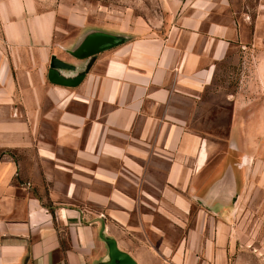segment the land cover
I'll return each mask as SVG.
<instances>
[{"label": "crops", "instance_id": "crops-1", "mask_svg": "<svg viewBox=\"0 0 264 264\" xmlns=\"http://www.w3.org/2000/svg\"><path fill=\"white\" fill-rule=\"evenodd\" d=\"M247 1L194 0L170 33L79 59L87 33L67 49L75 71L50 72L55 12L0 0V264H95L101 223L137 264H229L224 226H205L201 204L225 199L204 134L229 122L244 152L249 112L242 95L222 112L207 88L238 59L242 85L264 89V0L253 16Z\"/></svg>", "mask_w": 264, "mask_h": 264}, {"label": "rangeland", "instance_id": "rangeland-1", "mask_svg": "<svg viewBox=\"0 0 264 264\" xmlns=\"http://www.w3.org/2000/svg\"><path fill=\"white\" fill-rule=\"evenodd\" d=\"M40 13L53 11L56 14V33L53 54L65 62L74 60L68 56L67 49L70 42L81 39L87 33H106L133 41L135 38L150 34L164 36L177 25L181 13L194 0H31ZM255 0H248L254 15ZM72 55V54H70ZM74 66V65H72ZM238 59L226 60L218 68L217 75L207 92L211 102L220 100L221 111H229L230 103L224 101L228 95H242L249 112L247 128L250 140L247 150L237 154L240 163L244 156L248 165L242 168L239 180V201L234 208H221L216 218L208 217L205 226L212 227L222 224L226 230L225 243H234V247L227 251L225 259L229 264H264V89L259 91L255 78L251 75L250 84L242 85V77ZM48 70L50 68L48 67ZM78 75V74H77ZM67 76V75H66ZM86 75L82 73L74 79L80 83ZM63 85L74 87L62 81ZM52 83V82H51ZM76 83L75 87L79 85ZM53 84V83H52ZM229 122L221 123V138L212 137L205 133V137L212 144L227 149V130ZM212 137V138H210ZM221 153V154H222ZM219 153L210 155L209 162L216 163ZM197 209L199 206L194 205ZM192 223H189L191 226ZM126 237V236H125ZM209 241L213 237L208 235ZM131 238V237H129ZM226 246V247H227ZM129 255H135V250H129ZM187 258L201 257V251L187 254Z\"/></svg>", "mask_w": 264, "mask_h": 264}, {"label": "water", "instance_id": "water-1", "mask_svg": "<svg viewBox=\"0 0 264 264\" xmlns=\"http://www.w3.org/2000/svg\"><path fill=\"white\" fill-rule=\"evenodd\" d=\"M124 42H119L115 44L114 46H118L123 44ZM113 44L111 39L107 38L104 35H93L90 36V34H87L83 40L81 41L79 47L75 51V55L79 59H84L87 57H91L95 54H98L102 51L109 50L113 48L114 46L105 47V45ZM96 46V47H94ZM49 68L50 72L54 71H75V67L61 61L56 56L52 55L49 62ZM247 140L238 138L237 144L238 148L232 149L230 148L228 144V138H227V144L225 145V148L227 149L225 152L224 149H221V146H217V148L211 153V155H215V153H219L221 156H219L218 160H216V163H210L212 167V177L216 174L217 176L220 175L219 179V185L218 188H216L215 196L214 197H220L224 198L225 200H221L219 202H216L214 204H210L209 207L206 206V204L202 203L201 205L204 207H207L209 211H211L213 214L218 216V212L221 211V208H235L237 206V203L239 201V180L240 175L243 167H246L248 165V159L246 156H244V160H241L240 163H238L236 160L237 154L243 153L242 150H244V144ZM242 147V149H240ZM222 153V154H221ZM210 158V156H209ZM228 164H231L233 169L237 171V169H240L238 176L236 175V178H231L230 170H226V167ZM226 170V171H225ZM215 175V176H216ZM214 176V177H215ZM236 180L232 181V180ZM234 182V183H233ZM217 190L219 192H217ZM194 200H197L193 198ZM99 240L105 245L106 248V255L105 258L96 262L95 264H137L134 260V258L129 255L128 253L122 251L116 242L114 238L111 236H108L105 233V224L101 223L100 230L98 233Z\"/></svg>", "mask_w": 264, "mask_h": 264}, {"label": "flooded vegetation", "instance_id": "flooded-vegetation-1", "mask_svg": "<svg viewBox=\"0 0 264 264\" xmlns=\"http://www.w3.org/2000/svg\"><path fill=\"white\" fill-rule=\"evenodd\" d=\"M89 34H90V36L98 35V34L99 35H104L107 38L111 39V41L113 42V44H109V45L107 44L103 48L110 47V46H114L115 44H117L119 42H124L125 41L123 38L121 39V38H118L117 36H114V35H111V34H106V33H100V32H98V33H92V32H90ZM94 47H96V46H94Z\"/></svg>", "mask_w": 264, "mask_h": 264}]
</instances>
